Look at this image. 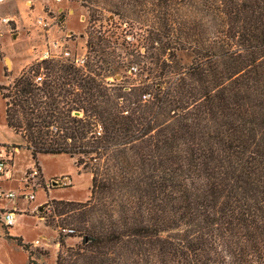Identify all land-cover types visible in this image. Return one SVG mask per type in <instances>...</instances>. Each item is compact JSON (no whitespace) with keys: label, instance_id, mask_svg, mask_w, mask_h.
Wrapping results in <instances>:
<instances>
[{"label":"trees","instance_id":"obj_1","mask_svg":"<svg viewBox=\"0 0 264 264\" xmlns=\"http://www.w3.org/2000/svg\"><path fill=\"white\" fill-rule=\"evenodd\" d=\"M152 4L148 46L107 68L127 54L139 81L44 59L0 84L12 148L90 173L86 200H50L54 264H264V0Z\"/></svg>","mask_w":264,"mask_h":264},{"label":"rangeland","instance_id":"obj_2","mask_svg":"<svg viewBox=\"0 0 264 264\" xmlns=\"http://www.w3.org/2000/svg\"><path fill=\"white\" fill-rule=\"evenodd\" d=\"M36 7L43 8L52 16L49 20V37L63 41L66 48L72 55H83L86 68L96 73L95 77L102 81H139L137 76L138 65L128 62L131 56L123 57L120 63L116 78L107 71L116 53L143 52L148 46L143 40L147 31L144 23L149 24L155 15L156 7L152 0H34ZM10 2L0 4V10L9 8ZM5 13V12H2ZM147 20V21H146ZM24 27L15 28L12 25L11 31H6V37H13L18 34L19 38L14 43L16 53L14 58L19 63L32 65L37 63L32 59L30 47L41 44V32L35 30L28 32L29 21L24 22ZM8 30V29H7ZM45 39V38H44ZM47 39V38H46ZM125 52L121 53L124 54ZM188 58L183 57V62ZM5 63L10 65L8 58ZM8 76H3L0 62V84H8L17 75H13L10 68L4 69ZM42 69L39 71L41 72ZM43 73V72H41ZM45 74L43 73V79ZM4 79V81H2ZM0 139L13 140L11 145H22L18 143L17 137L11 130L6 128L5 103L0 96ZM15 140V141H14ZM4 143L0 146V160L9 159L5 167L7 171L0 174V205L7 207L17 206V221L8 228L11 236L20 237L22 242L37 247L38 251L32 254V259L40 264H54L55 252L59 245L56 240L58 228L45 225L44 218L53 213L50 203L52 199L84 201L88 198L91 185L90 173L81 166L75 164V158L66 154H39L37 161L40 167L38 178L33 180L31 186H27L26 176L33 166V159L30 151L23 146L12 148ZM62 176L69 177V181L53 185L52 181H61ZM14 192L15 198H6L1 195ZM34 194L35 198L30 202L36 206L33 212L27 205L23 194ZM3 212V209H0ZM62 216H60V219ZM6 226L0 219V234L5 243L0 245L1 258L7 264H27L26 252L15 241L5 237ZM68 226H65V229ZM42 234V235H40ZM80 241L78 236H68L65 240L67 245H73ZM38 242L39 244H36Z\"/></svg>","mask_w":264,"mask_h":264},{"label":"built area","instance_id":"obj_3","mask_svg":"<svg viewBox=\"0 0 264 264\" xmlns=\"http://www.w3.org/2000/svg\"><path fill=\"white\" fill-rule=\"evenodd\" d=\"M10 0H0V3H5ZM27 8H28V16L32 17V22L29 24L28 32L32 31L31 26L35 30H39L41 32L42 42L40 45H32L30 47V53L32 55V59L36 62H40L44 59H60L64 61H69L73 63L75 66L85 69L86 68V62L83 57V55H72L69 50L66 48L63 41H60L58 39H52L49 37L50 33V23L49 20L52 18L50 14H48L42 7L40 12H34L35 8V1L34 0H25ZM33 14V16H32ZM15 19L8 15H0V26L4 25L8 28V31L12 30V25L15 26ZM45 38V39H44ZM47 38V39H46ZM43 80V73L39 72L33 76V81L39 82ZM9 162V159H1L0 160V174H4L7 171V168L5 167L6 163ZM38 170L37 168H32L29 173L26 176V188L27 186H31L33 180H36L38 178ZM66 181H69V177L62 176L60 183H66ZM1 195L3 193L1 192ZM6 198H15L16 195L14 192H8L3 195ZM22 197H24L27 202L32 201L34 199V194H23ZM37 209V207H35ZM34 209V210H35ZM17 210L16 209H9L4 210L1 213L0 219L5 225H13L15 223V217H16Z\"/></svg>","mask_w":264,"mask_h":264},{"label":"crops","instance_id":"obj_4","mask_svg":"<svg viewBox=\"0 0 264 264\" xmlns=\"http://www.w3.org/2000/svg\"><path fill=\"white\" fill-rule=\"evenodd\" d=\"M7 2H10L9 6H8L9 8H7V10H5V11L0 10V15H8V16L13 17L15 19V22H16L15 23L16 29L20 28V27H24V25H25L24 22L27 20L29 21L28 25L32 22V17L28 16V8H27L25 0H10ZM0 4H2V3H0ZM40 10H41V8L38 9V7H36V5H35L34 12L35 13L40 12ZM2 12H5V13H2ZM32 16H33V14H32ZM7 29L8 28L4 25L0 26V62H1V67H2V73H4V69L6 67L7 69L8 68L11 69L13 75H17L25 66H27V63L21 64V63H19L20 61H18L14 58L15 57L14 53H16V49L14 47L13 42L18 41L19 35L13 34V37H11V38L6 37L4 32L8 31ZM7 58H8V61L10 62L9 63L10 65L5 63V59H7ZM3 76H4V74H3ZM4 78H5V76H4ZM2 81H4V79ZM6 128L8 130H11L7 126H6ZM13 134L17 137V141H19L18 143H20V144L24 143L23 139L18 134H15L14 132H13ZM4 143L11 145L15 142H13V140H4V139L1 140L0 139V146H3ZM30 202L31 201H28L27 205L29 207H31V211L33 212L35 207L38 205H41L43 201L35 203L33 205H30ZM17 204L18 203L14 204L13 207H7L6 205H0V209H3V210L16 209V210L20 211V209H22V208L20 206L18 207ZM16 221H17V218L15 217V222ZM1 235L2 234H0V245H2V243H5V241L2 240ZM40 235H42V234H40ZM36 244H39V243L36 242ZM0 254H1V252H0ZM55 254H56V252H55ZM1 257L2 256L0 255V264H7L6 261L4 259H2Z\"/></svg>","mask_w":264,"mask_h":264},{"label":"water","instance_id":"obj_5","mask_svg":"<svg viewBox=\"0 0 264 264\" xmlns=\"http://www.w3.org/2000/svg\"><path fill=\"white\" fill-rule=\"evenodd\" d=\"M52 184H53V185H57V184L59 185V184H61V183L58 182V181L53 180V181H52Z\"/></svg>","mask_w":264,"mask_h":264}]
</instances>
